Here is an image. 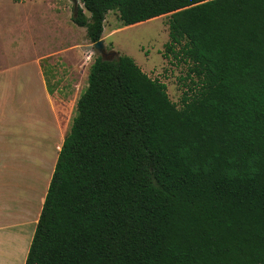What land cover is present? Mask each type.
<instances>
[{
  "label": "trees",
  "instance_id": "16d2710c",
  "mask_svg": "<svg viewBox=\"0 0 264 264\" xmlns=\"http://www.w3.org/2000/svg\"><path fill=\"white\" fill-rule=\"evenodd\" d=\"M90 44L169 15L179 107L96 55L24 264H264V0H79Z\"/></svg>",
  "mask_w": 264,
  "mask_h": 264
},
{
  "label": "rangeland",
  "instance_id": "374dc122",
  "mask_svg": "<svg viewBox=\"0 0 264 264\" xmlns=\"http://www.w3.org/2000/svg\"><path fill=\"white\" fill-rule=\"evenodd\" d=\"M78 7L90 17L80 1ZM73 15V4L69 0H0V69L15 70L0 77V99L8 98L7 90L11 87L16 90L12 104L20 111L17 113L14 109L11 115L18 124H26L20 116L24 115L22 102L25 99L29 111L39 110L42 95L33 61L42 57L45 59L41 66L48 82L51 86L61 84L62 90L51 96L61 132L66 134L70 129L76 101L87 86L89 68L97 55L86 38L85 29L73 24ZM168 21L169 15H163L124 27L118 12L110 11L104 19L102 39H105L107 52L129 57L143 73L165 84L169 99L179 107L182 92L179 78L184 77L185 70L170 65L163 56L164 45L168 42ZM31 153L29 161L33 160L35 166L40 150L32 148ZM33 171L27 173L29 185ZM23 175L24 171H19V180ZM1 176L14 178L10 173Z\"/></svg>",
  "mask_w": 264,
  "mask_h": 264
},
{
  "label": "crops",
  "instance_id": "0c3cea01",
  "mask_svg": "<svg viewBox=\"0 0 264 264\" xmlns=\"http://www.w3.org/2000/svg\"><path fill=\"white\" fill-rule=\"evenodd\" d=\"M21 1L24 0H19ZM102 40L105 42L104 38ZM44 59L36 57L33 61L40 82L42 101L37 111H29L26 99L22 102L24 115L20 116L23 118L21 121L24 120L26 124H18V121L12 118L14 109L17 113L20 111L18 106H13L16 98V90H13V87L10 88L13 91L7 90L8 98L3 96L0 99V264L25 263L65 136L60 129L55 105L51 102V96L62 90L61 84L51 86L48 82L41 66ZM13 71V68L3 67L0 69V77H6ZM32 148L40 150L39 162L35 166L33 160L29 161L33 155ZM28 170H34L30 185ZM19 171H24L20 180ZM3 173H10L14 178L3 177Z\"/></svg>",
  "mask_w": 264,
  "mask_h": 264
},
{
  "label": "water",
  "instance_id": "95a60500",
  "mask_svg": "<svg viewBox=\"0 0 264 264\" xmlns=\"http://www.w3.org/2000/svg\"><path fill=\"white\" fill-rule=\"evenodd\" d=\"M69 1H71L73 4V13L75 14L77 12V9H78V1L79 0H69ZM92 47H93L94 51L97 53V55L100 56L102 61L110 62L116 56L115 52H113V51L107 52L105 50V45H104V42L102 39L99 40L98 42L92 44Z\"/></svg>",
  "mask_w": 264,
  "mask_h": 264
}]
</instances>
